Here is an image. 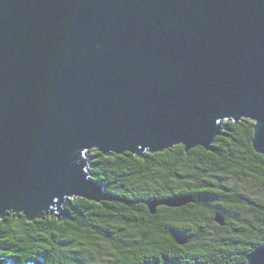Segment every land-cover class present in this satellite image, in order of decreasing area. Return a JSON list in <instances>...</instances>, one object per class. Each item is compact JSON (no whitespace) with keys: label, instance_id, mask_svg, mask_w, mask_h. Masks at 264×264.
Returning <instances> with one entry per match:
<instances>
[{"label":"water","instance_id":"1","mask_svg":"<svg viewBox=\"0 0 264 264\" xmlns=\"http://www.w3.org/2000/svg\"><path fill=\"white\" fill-rule=\"evenodd\" d=\"M243 119L264 157V0H0V218L108 199L91 151H211ZM240 264H264V245Z\"/></svg>","mask_w":264,"mask_h":264},{"label":"trees","instance_id":"2","mask_svg":"<svg viewBox=\"0 0 264 264\" xmlns=\"http://www.w3.org/2000/svg\"><path fill=\"white\" fill-rule=\"evenodd\" d=\"M253 125L246 119L223 121L211 151L195 147L186 152L181 145L140 156L91 151L89 178L109 198L100 203L68 199L62 205L65 217L59 219L8 213L0 218V255L13 264H189L180 247L217 252L209 264L244 263L264 245V157L252 149ZM241 182L262 189L253 185L250 195H239ZM182 195L192 203L158 206L149 213L150 201ZM216 212L223 215V226L214 222ZM127 230L136 238L126 240ZM176 239L184 240V246ZM101 241L114 251L112 260H100ZM163 245L167 259L150 262V247ZM92 251L98 261L82 258ZM141 257L146 261L133 263Z\"/></svg>","mask_w":264,"mask_h":264},{"label":"flooded vegetation","instance_id":"3","mask_svg":"<svg viewBox=\"0 0 264 264\" xmlns=\"http://www.w3.org/2000/svg\"><path fill=\"white\" fill-rule=\"evenodd\" d=\"M216 214L221 215L219 212H216L214 214V216ZM213 216V217H214ZM223 218V215H221ZM214 220V218H213ZM216 223V222H215ZM223 223H224V218H223ZM185 243V242H184ZM164 247L162 248L161 246H156L154 247H150V256H148V258L150 259V262H154V261H158V262H162L165 261L167 259V252L169 251L166 248V245H163ZM178 246H184V245H178ZM169 248V247H168ZM178 251L181 252L183 254V261L185 263H189V264H209V262H211V256H217V252H212L209 250H185L183 248H178ZM172 257H175V254L172 255ZM180 258V257H178ZM222 258H225L224 256ZM146 260H143L142 257L139 259H136L133 263L137 262V263H141L144 262Z\"/></svg>","mask_w":264,"mask_h":264},{"label":"rangeland","instance_id":"4","mask_svg":"<svg viewBox=\"0 0 264 264\" xmlns=\"http://www.w3.org/2000/svg\"><path fill=\"white\" fill-rule=\"evenodd\" d=\"M90 154V153H89ZM88 154V155H89ZM253 189L255 188L256 190H261L262 188L260 187L259 184L254 182H241L239 184L236 185L237 187V193L239 195H250V191H248V189L250 188V186H253ZM125 232V231H124ZM127 235L126 240H131V239H135L136 235L131 232V231H126L125 232ZM134 237V238H133ZM101 246H100V252H101V256H100V260L105 261V260H112V258L114 257V251L112 249L109 248L108 244H105L104 242H98ZM98 254L95 251L92 252H87L85 254H82V258L86 259V260H93V261H98L99 259L97 258Z\"/></svg>","mask_w":264,"mask_h":264}]
</instances>
